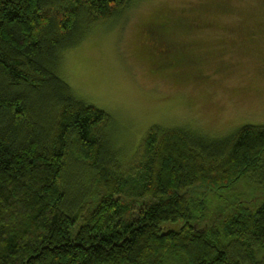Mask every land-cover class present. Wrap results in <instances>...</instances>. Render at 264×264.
I'll return each instance as SVG.
<instances>
[{
  "label": "trees",
  "instance_id": "obj_1",
  "mask_svg": "<svg viewBox=\"0 0 264 264\" xmlns=\"http://www.w3.org/2000/svg\"><path fill=\"white\" fill-rule=\"evenodd\" d=\"M132 1L0 0V264H255L264 254V126L226 138L153 126L124 168L111 116L60 77L61 54ZM183 17L143 25L182 78L210 58L167 39L208 28ZM244 176L263 201L201 224L208 209L195 190Z\"/></svg>",
  "mask_w": 264,
  "mask_h": 264
},
{
  "label": "rangeland",
  "instance_id": "obj_2",
  "mask_svg": "<svg viewBox=\"0 0 264 264\" xmlns=\"http://www.w3.org/2000/svg\"><path fill=\"white\" fill-rule=\"evenodd\" d=\"M155 14L187 16L208 27L166 34L186 38L194 56L208 53L210 58H201L203 72L182 78L176 65L166 68V43L149 42L143 32ZM60 58L59 75L74 97L113 119L110 132L118 131L114 145L118 153L123 149L124 168L153 126L210 138L230 137L245 125L264 126V0H133L121 16L93 23ZM259 189L252 176H244L216 193L195 190L208 209L201 224L214 227L239 201L255 208L263 201ZM255 264H264V254Z\"/></svg>",
  "mask_w": 264,
  "mask_h": 264
}]
</instances>
